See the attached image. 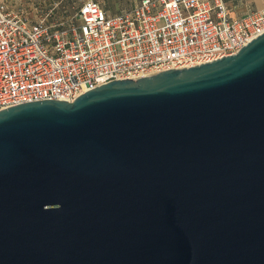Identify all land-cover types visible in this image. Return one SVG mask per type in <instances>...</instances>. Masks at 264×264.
Masks as SVG:
<instances>
[{
	"label": "water",
	"instance_id": "95a60500",
	"mask_svg": "<svg viewBox=\"0 0 264 264\" xmlns=\"http://www.w3.org/2000/svg\"><path fill=\"white\" fill-rule=\"evenodd\" d=\"M0 264H264V31L1 109Z\"/></svg>",
	"mask_w": 264,
	"mask_h": 264
},
{
	"label": "built area",
	"instance_id": "2783aa9c",
	"mask_svg": "<svg viewBox=\"0 0 264 264\" xmlns=\"http://www.w3.org/2000/svg\"><path fill=\"white\" fill-rule=\"evenodd\" d=\"M74 17L51 28L0 0V110L211 62L264 31V7L232 18L221 0H139L116 14L82 0Z\"/></svg>",
	"mask_w": 264,
	"mask_h": 264
},
{
	"label": "rangeland",
	"instance_id": "374dc122",
	"mask_svg": "<svg viewBox=\"0 0 264 264\" xmlns=\"http://www.w3.org/2000/svg\"><path fill=\"white\" fill-rule=\"evenodd\" d=\"M35 1L34 5H27L25 0H8L9 7L13 13H17L30 22L44 19L45 22L56 28L57 24L62 23L67 25L70 22L76 21L74 15L77 12L82 0H29ZM110 2L121 3L123 0H109ZM40 2V3H38ZM100 4L104 7L107 0H99ZM44 4V5H42Z\"/></svg>",
	"mask_w": 264,
	"mask_h": 264
},
{
	"label": "crops",
	"instance_id": "0c3cea01",
	"mask_svg": "<svg viewBox=\"0 0 264 264\" xmlns=\"http://www.w3.org/2000/svg\"><path fill=\"white\" fill-rule=\"evenodd\" d=\"M25 1H27V5L36 4L35 1H31V2L29 0H25ZM107 1L108 2L105 3L106 7L102 6L101 4L100 5L103 7V9L107 11L108 14H116L123 10L130 9L139 0H123L121 3H116L114 1L110 2L109 0ZM221 1L225 6L227 16L232 18L244 16L248 13L260 10L261 8L264 7V0H221ZM5 2L7 3L8 8L10 9L8 0H5ZM40 2L45 3L46 0H42Z\"/></svg>",
	"mask_w": 264,
	"mask_h": 264
}]
</instances>
